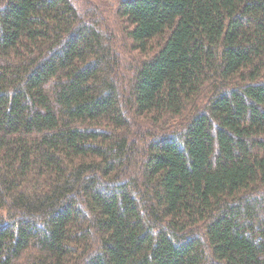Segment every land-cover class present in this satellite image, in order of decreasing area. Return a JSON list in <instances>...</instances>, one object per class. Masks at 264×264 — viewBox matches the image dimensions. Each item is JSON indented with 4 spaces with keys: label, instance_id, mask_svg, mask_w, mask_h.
<instances>
[{
    "label": "trees",
    "instance_id": "trees-1",
    "mask_svg": "<svg viewBox=\"0 0 264 264\" xmlns=\"http://www.w3.org/2000/svg\"><path fill=\"white\" fill-rule=\"evenodd\" d=\"M113 2L0 0V264H264V0Z\"/></svg>",
    "mask_w": 264,
    "mask_h": 264
},
{
    "label": "rangeland",
    "instance_id": "rangeland-1",
    "mask_svg": "<svg viewBox=\"0 0 264 264\" xmlns=\"http://www.w3.org/2000/svg\"><path fill=\"white\" fill-rule=\"evenodd\" d=\"M104 2L106 3L107 5V9H108V12L111 13L112 10H114L116 8V5L114 4L113 0H104ZM110 16V19L114 22L115 21V14L113 13L112 15L109 14Z\"/></svg>",
    "mask_w": 264,
    "mask_h": 264
}]
</instances>
